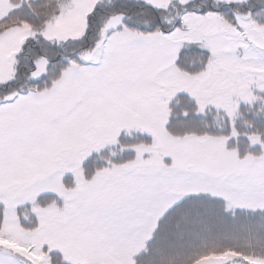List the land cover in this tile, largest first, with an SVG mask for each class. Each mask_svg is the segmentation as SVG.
Returning a JSON list of instances; mask_svg holds the SVG:
<instances>
[{
  "label": "snow or ice",
  "instance_id": "snow-or-ice-1",
  "mask_svg": "<svg viewBox=\"0 0 264 264\" xmlns=\"http://www.w3.org/2000/svg\"><path fill=\"white\" fill-rule=\"evenodd\" d=\"M259 253L264 0H0V264Z\"/></svg>",
  "mask_w": 264,
  "mask_h": 264
},
{
  "label": "trees",
  "instance_id": "trees-1",
  "mask_svg": "<svg viewBox=\"0 0 264 264\" xmlns=\"http://www.w3.org/2000/svg\"><path fill=\"white\" fill-rule=\"evenodd\" d=\"M253 221L248 218L247 213L237 214L235 222L228 221L219 226L212 235L208 236L203 243L208 247L213 245H232L248 250L255 247V241L249 229ZM264 253H259L255 258H261ZM251 258H253L250 255Z\"/></svg>",
  "mask_w": 264,
  "mask_h": 264
},
{
  "label": "rangeland",
  "instance_id": "rangeland-1",
  "mask_svg": "<svg viewBox=\"0 0 264 264\" xmlns=\"http://www.w3.org/2000/svg\"><path fill=\"white\" fill-rule=\"evenodd\" d=\"M250 259H253V264H257V261H259L261 258H251Z\"/></svg>",
  "mask_w": 264,
  "mask_h": 264
}]
</instances>
